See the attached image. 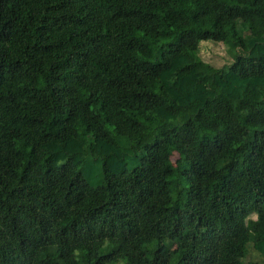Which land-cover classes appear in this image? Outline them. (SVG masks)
I'll return each instance as SVG.
<instances>
[{"label": "trees", "instance_id": "obj_1", "mask_svg": "<svg viewBox=\"0 0 264 264\" xmlns=\"http://www.w3.org/2000/svg\"><path fill=\"white\" fill-rule=\"evenodd\" d=\"M250 249L264 264V0H0V264Z\"/></svg>", "mask_w": 264, "mask_h": 264}, {"label": "rangeland", "instance_id": "obj_2", "mask_svg": "<svg viewBox=\"0 0 264 264\" xmlns=\"http://www.w3.org/2000/svg\"><path fill=\"white\" fill-rule=\"evenodd\" d=\"M200 58L204 62L209 63L216 68H220L224 65H227L232 61L231 57L228 55L226 51L225 46L221 43H210V42L202 43L200 46ZM171 159L172 162H175L177 156L174 155ZM169 246L171 248H174L172 243L169 244ZM254 261L262 262L263 259L257 253H255L253 250L250 249V253L247 256L246 260L244 261V264ZM117 264H125V263L118 262Z\"/></svg>", "mask_w": 264, "mask_h": 264}]
</instances>
